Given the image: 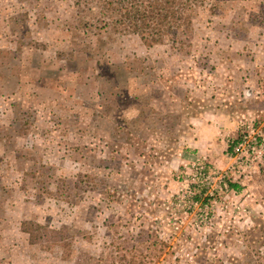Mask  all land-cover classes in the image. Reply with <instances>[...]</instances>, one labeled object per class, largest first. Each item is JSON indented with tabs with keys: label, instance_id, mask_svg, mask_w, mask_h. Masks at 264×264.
<instances>
[{
	"label": "rangeland",
	"instance_id": "obj_1",
	"mask_svg": "<svg viewBox=\"0 0 264 264\" xmlns=\"http://www.w3.org/2000/svg\"><path fill=\"white\" fill-rule=\"evenodd\" d=\"M71 2L0 0V264H96L140 233L166 242L160 264H264V142L228 152L264 137L263 1L207 13L188 53L85 36ZM25 220L71 237L32 244Z\"/></svg>",
	"mask_w": 264,
	"mask_h": 264
},
{
	"label": "trees",
	"instance_id": "obj_2",
	"mask_svg": "<svg viewBox=\"0 0 264 264\" xmlns=\"http://www.w3.org/2000/svg\"><path fill=\"white\" fill-rule=\"evenodd\" d=\"M254 1L259 0H72L70 7L74 9V17L78 23L76 31L85 36H100L110 31L122 35L132 34L137 35L147 47L171 43L188 53L189 50L186 49L192 47V38H195L196 31L200 28L202 31L212 28L213 20L206 17L207 13L214 14L215 11L230 5L241 7L247 4L252 7L256 4ZM262 1L259 5L264 3V0ZM247 133L231 142L229 153L233 152ZM259 140H262V136H259ZM196 170L198 178L189 184V190L192 193V201L199 203V207L203 208L210 205L214 197L206 194V185L209 182L205 178L212 170L205 164L198 166ZM225 179L223 186H227L228 190H241L239 184L226 176ZM74 184L76 188L81 184L83 191L88 188V181L81 180ZM69 229L61 227L57 230L50 225L31 220H25L21 224V230L29 236L32 244L44 245L47 242L51 243L50 247L71 237ZM137 236L139 239L132 237L121 238L119 241L111 240L104 246L107 250L105 256H90L88 263L94 261L96 264H160L166 242L149 234L147 237L141 233ZM144 246L147 249L154 248L157 252L145 253L141 250Z\"/></svg>",
	"mask_w": 264,
	"mask_h": 264
},
{
	"label": "built area",
	"instance_id": "obj_3",
	"mask_svg": "<svg viewBox=\"0 0 264 264\" xmlns=\"http://www.w3.org/2000/svg\"><path fill=\"white\" fill-rule=\"evenodd\" d=\"M252 132H254V130H251L243 137V139L235 146L234 151L236 152L244 151L246 153L248 152L255 153L259 149V143L264 142V137L262 136V140H259V136H257V134H254V136H251Z\"/></svg>",
	"mask_w": 264,
	"mask_h": 264
}]
</instances>
